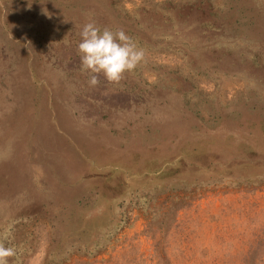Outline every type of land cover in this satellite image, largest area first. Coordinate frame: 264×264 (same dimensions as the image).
<instances>
[{
	"label": "rangeland",
	"instance_id": "374dc122",
	"mask_svg": "<svg viewBox=\"0 0 264 264\" xmlns=\"http://www.w3.org/2000/svg\"><path fill=\"white\" fill-rule=\"evenodd\" d=\"M145 52L90 86L86 23ZM9 264H264V0H0Z\"/></svg>",
	"mask_w": 264,
	"mask_h": 264
},
{
	"label": "clouds",
	"instance_id": "9594fccd",
	"mask_svg": "<svg viewBox=\"0 0 264 264\" xmlns=\"http://www.w3.org/2000/svg\"><path fill=\"white\" fill-rule=\"evenodd\" d=\"M78 51L81 68L91 73L89 84H99V74L108 82L118 83L126 72H131L144 60L145 52L123 30H101L94 22L86 23L80 32ZM7 237L0 239V264H9V258L16 255V249L6 246Z\"/></svg>",
	"mask_w": 264,
	"mask_h": 264
}]
</instances>
